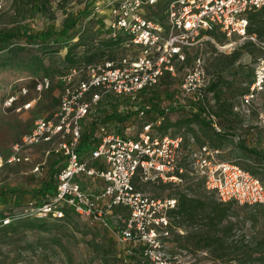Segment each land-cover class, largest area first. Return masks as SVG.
Segmentation results:
<instances>
[{"label":"built area","instance_id":"1","mask_svg":"<svg viewBox=\"0 0 264 264\" xmlns=\"http://www.w3.org/2000/svg\"><path fill=\"white\" fill-rule=\"evenodd\" d=\"M56 1L64 5L74 0ZM161 1H165L166 10L159 13L157 7ZM90 3L89 20L102 22L103 33L114 40L123 38L120 47L130 49L131 53L137 48L138 53L73 69L62 78L65 89L59 111L49 119L37 121L32 132L14 146L10 156L5 158L0 154V171L5 166L32 162L24 151L41 145L47 146V156L56 154L66 160L65 168L57 176L55 196L42 205L31 203L13 217L0 218V229L21 219L61 220L66 216V209H71L92 224L112 230L108 217L121 208L128 217L124 229L117 233L120 242L142 246L143 258L150 264H185L181 256H169L167 251L174 231L186 234L185 226L180 223V199L147 195L138 184L182 190V194L190 197L202 184L222 203L258 206L264 205L262 181L236 163L221 160L222 152L218 148L208 144L197 146L194 138L182 134L162 136L156 128L163 118L157 123H145L137 138L112 134L103 127L99 145L89 156L83 155L80 147L84 122L97 106L113 96L140 103L144 92L160 86L167 75L176 78L183 66L182 98L200 100L207 109L213 105L214 108V94H207L212 77L207 72L206 60L201 53L187 67L188 56L193 49L204 50L208 43L225 52L239 45L260 47L259 37L250 33V17L264 10V0H99ZM221 36L231 42L221 45L217 41ZM235 37L237 42L232 41ZM52 86L49 78L38 80L35 86L38 100ZM244 87L247 94L240 98L233 112L249 127L255 99L264 90V61L257 66L253 82ZM21 90V94L28 95L27 87ZM19 99L16 94L9 96L7 109L22 112L35 103L16 107ZM209 113L214 130L222 133L219 118ZM139 116L147 118V110L140 111ZM259 120L264 133V114H260ZM39 171L40 166L35 169ZM84 179L104 182L101 193H89L82 183Z\"/></svg>","mask_w":264,"mask_h":264},{"label":"rangeland","instance_id":"2","mask_svg":"<svg viewBox=\"0 0 264 264\" xmlns=\"http://www.w3.org/2000/svg\"><path fill=\"white\" fill-rule=\"evenodd\" d=\"M49 1L52 2L54 0ZM85 1L96 2L99 0H74L61 7L55 3L51 7L55 14H52L49 10L45 11L42 9L41 11H37L33 7L34 5L27 3L26 0H19V2L15 0H0L2 6V9H0V28L5 26L13 28L22 23L23 25H30L35 31H42L54 24L57 29H61L70 14H80L84 8L83 4ZM73 2L75 4L71 6ZM161 2L157 7V12L159 11V13L166 10L165 1ZM102 20L104 19L101 18ZM257 26L260 27L259 25ZM96 27L97 25L95 24L91 28L96 29ZM97 28L102 32L104 26L102 23H99ZM78 30H82L81 25L78 27ZM258 37L262 44L260 47L254 44L239 45L233 51L225 52L219 51L212 44L208 43L204 50L193 49L190 52L187 67L191 66L194 59L202 53L206 60L208 74L222 82L218 91V93L221 92L219 100L215 97L216 105L213 108L214 112L218 111L219 105L224 103V101L232 102L233 105L239 103L242 94L246 90L244 84L253 82L257 66L264 61V34L263 36L258 35ZM217 41L221 45L231 42L222 36L218 37ZM232 41L237 42L238 38L235 37ZM24 44L26 45V43ZM132 51L133 53H131L130 49L119 47L116 49L115 54H118V58H122L123 56L138 53L137 48L132 49ZM239 54H241L240 60L233 68L227 70L226 68H228L227 66L231 61L230 57ZM64 55L62 53V55L52 57L50 72L52 78H54L53 86L42 95L40 100H38L39 95L35 91L34 85H29V81L26 80L31 75L29 72L25 73L18 70L0 73V154L3 157L7 158V156L13 153L14 146L31 133L37 121L49 119L59 111L61 98L65 89V83L62 81L61 76L67 71L65 72L64 69L62 71L58 68H63L62 59ZM115 57L117 56L115 55ZM184 69L185 66L179 68L176 78H164L160 86L146 92L142 95L143 97H140V103H130L126 98L116 96L105 100L85 120L84 130L89 131L91 127H94L93 137L98 141L102 140L101 129L103 127H106L109 133L137 138L144 124L159 116L160 113L154 111L149 117L141 118L136 113V108H144L153 103L157 104L159 110L163 111L165 113L164 116L170 118L171 122H181V120L192 118L193 114L198 112L195 100L183 99L181 96V86L185 74ZM23 87H27L29 90L26 96L21 94ZM13 94L20 97L16 107L24 106L29 102H35L33 107L22 112H18L15 109H7V99ZM260 114H264V90L257 95L249 120V126L254 131H249V127L244 128L243 125L240 132L236 134L228 132L234 136L230 137L223 148H218L222 152L220 155L221 160L236 163L241 168L251 165L252 162L249 161L240 148L242 144L249 149H256L257 152L264 155V133L260 127ZM111 116L119 118L127 116L128 119L127 121L116 122L115 120H110ZM106 117L108 118L107 120ZM204 118L207 119L208 116L204 115ZM237 118L240 120L239 123L243 124L244 120L238 116ZM207 120H210V115ZM229 120L231 122L232 120H236L235 115L229 117ZM94 123L98 125L95 126L93 125ZM184 125L170 129L168 134L174 136L182 134L186 138H194L197 146L204 144L211 146L208 137L200 130L197 124L192 126L194 131H190V127ZM243 140H245V143ZM95 149L96 147L90 151L93 152ZM47 150L46 147L31 148L24 153L31 158L32 162L28 164H16L9 169L5 167L6 169L3 168L4 170L0 171V192L3 191V188L10 189L9 192L7 191L4 194L6 195L7 203L0 201V212L9 213L11 209L21 212L25 206L39 201L36 192L48 180L54 160H58L57 158H51L53 155L47 156ZM64 162L65 160L63 159V165ZM43 163L44 165H42ZM37 165L40 166V171L33 173L38 167ZM55 170H57V167L54 170L52 169V171ZM258 178L264 184V176H259ZM90 181L87 179L82 180L85 189L92 195H98L100 193V185H94ZM138 187L147 195L156 197L182 194V190L170 191L168 188H157L141 185L140 183ZM13 190H18V192H14ZM191 195L192 198L210 197L217 201L215 194L204 190L199 192L194 191ZM233 204L223 226L224 228H233L228 243L234 242V244L240 246L241 251L238 254H234L225 260H215L212 258L210 251L206 250L182 252L178 248L177 243H175L174 236L167 243L169 256L179 255L183 258L185 264H264V205L242 206L236 202H233ZM127 217V212L118 211L116 214L114 213L109 216L108 221L113 228L111 231H108L100 224H92L81 217L72 216L69 224L65 227L68 228L67 236H63L62 241L55 248L51 246V251L45 252L42 249L36 252L26 251V243L19 242L15 247L7 244L0 247V257H7V260H11L20 255V258L23 260L20 264H138L140 258L135 255L139 249L137 244L120 242L117 237L119 230L124 229V221ZM29 224L31 223H25L24 225L26 226H22L21 228H31ZM196 230V228L188 226L184 228L185 233L196 232ZM28 234L29 243L34 242V236L39 235L33 236L31 232ZM17 238V236H11L8 240L12 244ZM19 248L24 250L23 253L19 251Z\"/></svg>","mask_w":264,"mask_h":264},{"label":"trees","instance_id":"3","mask_svg":"<svg viewBox=\"0 0 264 264\" xmlns=\"http://www.w3.org/2000/svg\"><path fill=\"white\" fill-rule=\"evenodd\" d=\"M18 1L19 0H15ZM27 3L34 5L33 7L37 11L42 9L45 11H50L55 14L51 7L57 3L56 0L50 2L49 0H26ZM85 4V2H84ZM59 5V4H57ZM60 7L63 5H59ZM55 9V6H54ZM92 13V3L87 2L80 14H70L65 20L61 29H57L55 24L44 29L42 31H35L30 25L19 23L13 28L7 26L0 28V73L9 71L29 72L31 75L26 79L29 81V85L37 84V81L42 78H49L52 80L51 70V59L54 56H59L65 54L62 59V69H58L66 72L61 79L69 74L73 69L87 67L92 64L103 62L104 60H111L115 58L114 50L121 46L124 41L123 38L119 40H114L109 38L106 33L101 32L97 27L99 22L95 19L89 20ZM84 16V17H83ZM83 19V20H82ZM89 20V21H88ZM83 23H82V22ZM88 21V22H87ZM251 27L250 33L255 35L263 36L264 34V10L253 14L250 17ZM82 23V24H80ZM102 23V22H100ZM261 23V24H260ZM82 26V30L79 31L78 27ZM97 25L96 29L91 28L92 25ZM259 25L260 27H258ZM101 26V25H100ZM79 31V32H78ZM25 41L26 45L22 42ZM248 45V44H246ZM241 54L231 56V61L226 68L229 70L233 68L236 63L240 60ZM225 69V68H224ZM43 73V74H42ZM42 74V75H40ZM170 75H167V77ZM212 80L207 89V94H214L219 100L221 92L218 93L220 89L221 80H216L214 76H211ZM166 78V77H165ZM173 79V77H169ZM164 79V78H163ZM26 81V82H27ZM252 83V81L250 82ZM247 94V90L244 91L242 96ZM241 96V97H242ZM216 102V101H215ZM195 105L198 110L193 114L192 118L181 120V122H171L170 118L165 117V113L160 111L157 104H149L147 107L141 110H147V116L151 115L154 111L160 113L159 116L151 119L149 122L157 123L159 118H163L161 125L157 126L159 134L162 136L168 135L170 129L178 128L181 125L190 127V131H194L192 126L197 124L200 130L205 133L211 142L213 148H223L224 144L229 141L233 134L225 132L223 129L222 133H217L212 125L209 118L211 113H214L220 120L228 119L232 115L241 116L233 112L232 102L224 101L219 105L218 111L214 112L213 108L207 109L204 102L200 100H195ZM140 111H136L139 115ZM204 115L208 118H204ZM110 120H115L116 122L127 121L128 117H115L111 116ZM108 118L106 117V120ZM243 120V119H242ZM221 127L222 122L220 120ZM98 125V124H93ZM249 131L252 130L251 126L248 128ZM95 128L91 127L89 131H85L83 136V141L80 147V152L83 155L90 154V150L97 147L100 141L96 140L94 136ZM245 143V140H243ZM241 150L243 154L247 156L251 165L243 168L244 170L250 172L255 177L264 176V155L257 152L256 149H249L247 146L241 145ZM51 158L58 159L54 160L52 163L51 173L48 180L42 185V187L36 192L39 197V201L35 204L42 205L47 203L53 196H55L58 188L57 176L60 171L65 168L66 160L64 157L53 154ZM63 159L65 160L64 165L62 164ZM9 169L12 166H5ZM57 167V170H54ZM6 169V168H5ZM4 170V169H3ZM2 171V170H1ZM201 190L206 191L203 185L200 184L196 187L193 192H199ZM9 192L10 189L3 188L0 192V201L7 203L5 192ZM18 192V190H13ZM180 199L179 215L181 216L182 225L185 227L196 228V232L186 233L182 235L176 231L172 233L170 242L175 236V243H177L178 248L184 252H199V251H210L211 256L215 260H225L228 257L238 254L241 251L240 246L233 243H228L230 235L233 228H224V223L229 216V211L232 202L222 203L219 202L218 198L215 201L214 198L202 197V198H192L188 194L174 195ZM216 196V195H215ZM194 197V196H193ZM26 207V206H25ZM22 208V206H21ZM20 208V209H21ZM126 212L124 209H116V212ZM18 211L11 209L9 213L0 212V218L6 219L7 217H13ZM72 216H78L71 209H66V216L64 219L57 220L52 218H28L17 220L8 227L0 229V247L4 245L16 246L19 242L26 243V251L36 252L39 249L45 252L51 251V246L54 248L57 244H60L63 236L66 237L68 233V228H65ZM31 223L29 227L31 228H21L25 223ZM90 222V221H88ZM200 227V228H199ZM105 230L111 231L108 228ZM122 230V229H120ZM119 230V231H120ZM33 233L35 238L34 242H28L29 232ZM28 232V233H27ZM18 237L12 244L10 242V237ZM16 243V244H15ZM13 247V248H14ZM139 249L136 252V256L140 259L138 264H150L143 258V247L137 246ZM19 251L23 253V249L19 248ZM21 256L18 255L17 258H12L7 260V257H0V264H20L22 263Z\"/></svg>","mask_w":264,"mask_h":264},{"label":"crops","instance_id":"4","mask_svg":"<svg viewBox=\"0 0 264 264\" xmlns=\"http://www.w3.org/2000/svg\"><path fill=\"white\" fill-rule=\"evenodd\" d=\"M116 52V50H114V53ZM117 57H118V54H115ZM170 76H168V78H169ZM166 78H167V76H166ZM146 92H144L142 95H144ZM141 95V96H142ZM143 97V96H142ZM235 117H236V120H232V122L229 120V118L228 119H221L220 118V120H221V122H222V126H223V129H224V131L225 132H231V133H233V134H236L237 132H240V130H241V127L243 126L244 128L246 127V122L245 121H243V124H240L239 123V121L240 120H238V118H237V116L235 115ZM85 123V122H84ZM248 124H249V121H248ZM250 125V124H249ZM87 131V130H86ZM32 132V131H31ZM84 133H85V130H84ZM112 134H114V133H112ZM39 147H46L47 148V146L46 145H41V146H38V148ZM31 148H35V147H30V148H27L24 152H27L28 150H30ZM37 148V147H36ZM25 154V153H24ZM42 165H44V163L42 164ZM37 166H39V165H37ZM33 173H37V172H33ZM57 180V179H56ZM92 184H99L100 185V193H101V191L103 190V188H104V182H102L101 180H91L90 181Z\"/></svg>","mask_w":264,"mask_h":264}]
</instances>
